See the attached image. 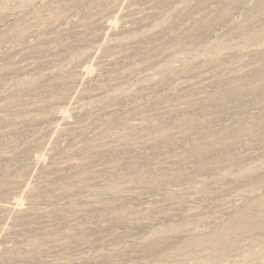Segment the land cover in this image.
<instances>
[{"label": "rangeland", "instance_id": "374dc122", "mask_svg": "<svg viewBox=\"0 0 264 264\" xmlns=\"http://www.w3.org/2000/svg\"><path fill=\"white\" fill-rule=\"evenodd\" d=\"M0 264H264V0H0Z\"/></svg>", "mask_w": 264, "mask_h": 264}]
</instances>
